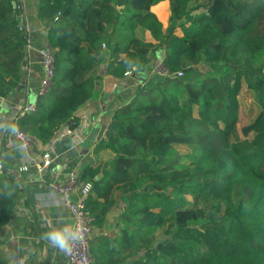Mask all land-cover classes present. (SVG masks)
Masks as SVG:
<instances>
[{
	"label": "trees",
	"instance_id": "obj_1",
	"mask_svg": "<svg viewBox=\"0 0 264 264\" xmlns=\"http://www.w3.org/2000/svg\"><path fill=\"white\" fill-rule=\"evenodd\" d=\"M162 1L38 0L54 77L36 112L15 125L46 145L64 126H78L74 113L101 92L102 68L117 80L144 77L159 56L168 75L125 92L121 103L132 94L143 101L115 108L96 147L111 153L109 170L80 174L103 198L86 203L94 226L116 203L112 189L124 203L116 244L89 240L92 264H264V0H166L165 29L150 10ZM20 15L15 0H0V98L18 86L25 64ZM243 86L262 112L254 138L229 142ZM20 191L0 178V228ZM185 196L218 201L199 227L188 225L197 212ZM166 222V238L142 248Z\"/></svg>",
	"mask_w": 264,
	"mask_h": 264
},
{
	"label": "crops",
	"instance_id": "obj_2",
	"mask_svg": "<svg viewBox=\"0 0 264 264\" xmlns=\"http://www.w3.org/2000/svg\"><path fill=\"white\" fill-rule=\"evenodd\" d=\"M15 2L21 10L24 29L30 36L31 49L26 55L18 86L8 95L0 98V178L5 184L13 179L21 188L8 224L0 228V264H66L61 251L51 247L43 238L46 231L60 226L61 218L70 222L67 210L60 205L57 194L50 186L53 182L62 181L64 173L56 162L40 174L33 169V165L42 163V155L46 151L55 150L54 152H64L62 160L68 161L79 178L82 170L87 166L98 167L101 174L108 171L112 155L107 150L97 151L96 147L104 140L102 132L107 128L115 108H124L130 101L125 103L117 101L118 94L127 92L126 87L134 86L137 81L133 75L123 80L114 79L105 75L102 68L98 82L101 92L74 113V118L79 124L71 129L82 127L84 130L80 145L75 147L76 140L62 137L60 130L46 145L34 141L29 149H21L12 131L15 125L13 121L25 103L37 99L43 74L38 51L47 42L46 27L36 18L38 0H15ZM22 166L28 167V170L16 174ZM107 197L116 203L106 212L101 227L93 226L90 240L94 245L103 243L107 238H110V243L115 245L120 238L122 223L119 216L124 203L115 188L107 194ZM88 200L101 202L103 198H98L96 192L92 190Z\"/></svg>",
	"mask_w": 264,
	"mask_h": 264
},
{
	"label": "built area",
	"instance_id": "obj_3",
	"mask_svg": "<svg viewBox=\"0 0 264 264\" xmlns=\"http://www.w3.org/2000/svg\"><path fill=\"white\" fill-rule=\"evenodd\" d=\"M21 20L22 16H20L19 28L24 32V52L26 60V55L31 49V39L26 33V30L24 29L25 26L22 24ZM38 53L41 59L43 74L40 80L37 96H43L47 93L52 84L54 77V61L52 51L48 44L40 49ZM160 67H162L161 64ZM180 74L181 73H177L178 76ZM130 75V72H126L124 74L125 77H129ZM161 75H168L167 71L163 67ZM36 110V100L31 103H25L21 107L17 117L24 114H34ZM16 119H14L13 122H15ZM12 131L15 139L19 141V146L21 149H29L30 145L35 141L31 137L19 131L16 125H13ZM83 131L84 130L82 127L78 129H71L68 126H64L60 132V135L66 138H74L76 140L74 146L76 147L80 145L82 141L81 134ZM105 132L106 129L103 131V136H105ZM54 151L55 150L46 151L42 155V163L40 165L34 164L33 169H35V171L40 174L43 171L49 169L55 162L59 165L60 170L64 173V178L62 181L53 182L50 185L51 189L57 194L60 205H62L67 210L70 222L83 227L81 238L74 243L72 251L70 253H61L66 259V264H92L93 260L89 253V240L94 225L93 217L86 208L89 194L92 191V185L91 183H83L76 174L74 168L70 166L68 161L62 160V154L64 152ZM27 170L28 167L22 166L16 171V174L19 172H26ZM14 176L16 177L15 174Z\"/></svg>",
	"mask_w": 264,
	"mask_h": 264
},
{
	"label": "rangeland",
	"instance_id": "obj_4",
	"mask_svg": "<svg viewBox=\"0 0 264 264\" xmlns=\"http://www.w3.org/2000/svg\"><path fill=\"white\" fill-rule=\"evenodd\" d=\"M207 0H193V5L196 3H206ZM19 9V8H18ZM20 10V9H19ZM21 11V10H20ZM151 12L154 13L157 20L161 23V26L163 29L167 27V19L169 16L168 12V4L167 2L159 3L151 8ZM20 21V18H19ZM175 34H179V30L175 31ZM145 41L152 42L149 33L145 34ZM157 56V55H156ZM157 57H151V66H148V71L145 74H142V76H136V81L134 86H127L126 90L135 91L137 87H141L144 85H148L150 81H154L156 77L161 76L162 67H160V58ZM158 58V59H157ZM194 68L197 69L200 73H205L207 69L201 65V64H195ZM132 75L129 76L131 78ZM132 83L131 79H129ZM124 92H121L118 94L116 100L121 102L122 96L124 95ZM135 96L133 94L131 95V98L128 100H133ZM32 101V100H31ZM53 101V98H50L48 100V104ZM143 100L139 97L137 99H134V102L141 103ZM239 101V109H238V118L234 122V125L231 128L230 134L228 136L229 142H234L237 140H251L255 137L258 121L261 116V108L258 106V104L255 101L253 92L247 88V86H243L240 94L238 96ZM219 127H223L222 124L219 125ZM105 130V129H104ZM103 130V131H104ZM103 135V132H102ZM105 137V136H104ZM179 153H185L187 149L185 147H178ZM181 162H186L185 159H181ZM189 202V208H193L197 212V219L189 222V226L193 227H199L203 223L206 222V216L209 212V209L212 205L218 204V201L213 198H197L192 199L190 196L184 197ZM168 225V222H166L161 228H159L153 235H151L146 241H141V247H145L150 242H156L161 241L166 238L164 231ZM142 253V250L139 252V255Z\"/></svg>",
	"mask_w": 264,
	"mask_h": 264
},
{
	"label": "clouds",
	"instance_id": "obj_5",
	"mask_svg": "<svg viewBox=\"0 0 264 264\" xmlns=\"http://www.w3.org/2000/svg\"><path fill=\"white\" fill-rule=\"evenodd\" d=\"M83 227L60 219L59 227H52L43 234L51 247L61 252L70 253L75 242L81 238Z\"/></svg>",
	"mask_w": 264,
	"mask_h": 264
},
{
	"label": "water",
	"instance_id": "obj_6",
	"mask_svg": "<svg viewBox=\"0 0 264 264\" xmlns=\"http://www.w3.org/2000/svg\"><path fill=\"white\" fill-rule=\"evenodd\" d=\"M13 5H14V3H13ZM96 89L98 90L99 88L98 87H96ZM70 123H68L67 125H69ZM16 175V174H15Z\"/></svg>",
	"mask_w": 264,
	"mask_h": 264
}]
</instances>
